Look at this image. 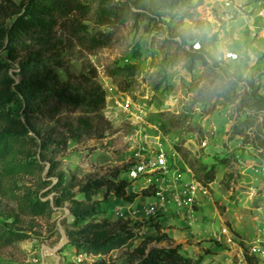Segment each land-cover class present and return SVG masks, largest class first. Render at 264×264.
I'll return each instance as SVG.
<instances>
[{
  "label": "rangeland",
  "instance_id": "obj_1",
  "mask_svg": "<svg viewBox=\"0 0 264 264\" xmlns=\"http://www.w3.org/2000/svg\"><path fill=\"white\" fill-rule=\"evenodd\" d=\"M22 1L0 0V134L12 145L0 155V264H93L96 259L78 260L76 250L67 244L68 202L41 216L30 214L26 206L34 194L49 199L53 194L45 192L48 186L36 178L43 177V172L30 175L22 167L34 148L21 131L24 118L13 84L19 78L18 61L35 50L60 62L54 69L61 80L78 83L92 77L105 91L101 117L90 113L91 129L68 139L56 154L64 183L76 190L79 183L93 176L126 180L127 137L133 131L130 122L140 116L163 133L182 164L210 188L212 200L200 204L189 222L184 218V224L173 204L151 216L141 210L131 214L153 198L152 193L148 197L141 194L148 187L142 179L126 187V193H137L131 202L111 192L103 195L102 186L92 196L100 209L96 219H125L135 225L137 235L165 233L168 237V227L185 230L197 220L200 225L196 227L204 229L203 219H214L209 225L211 232L223 222L236 235L252 238L264 214V142L256 138L264 135V110L249 102L252 87H256V96H264V0H202L194 7L155 15L156 25L148 24V28L145 18L138 26L132 20L99 23L94 13L98 1L92 0L88 12L72 9L58 17L48 44L24 39L8 52L4 32ZM168 25L174 29L172 34ZM201 33L212 39L214 58L207 57V62L213 67L196 60L189 70L181 47L196 48L195 36ZM125 62L133 64L130 75L115 80L107 74L112 65ZM227 78L236 79L234 89H228L235 93L232 102L223 96L227 85L221 83ZM125 83L129 84L123 90ZM78 115L86 113L49 100L28 118L42 134L48 131L58 137L69 135V125L64 122L75 124ZM147 132L153 131L147 128ZM193 135L207 144L195 150L190 141ZM53 147L50 144L48 149ZM116 169L117 175H111ZM48 179L55 181L54 176ZM188 179L189 173L181 168L177 189ZM76 197L82 194L77 192ZM116 212L122 216L118 218ZM167 212L171 214L164 217ZM19 236L24 238L17 239ZM205 240L224 248L210 236ZM138 241L135 238L113 250L110 258L124 262ZM168 242L191 244L188 239L173 242L171 237L156 244ZM211 253L210 248L200 249L195 264H224L222 249L218 248L219 257Z\"/></svg>",
  "mask_w": 264,
  "mask_h": 264
},
{
  "label": "trees",
  "instance_id": "obj_2",
  "mask_svg": "<svg viewBox=\"0 0 264 264\" xmlns=\"http://www.w3.org/2000/svg\"><path fill=\"white\" fill-rule=\"evenodd\" d=\"M92 0H24L20 3L19 10L15 13L12 21L6 27L4 35L5 48L8 52L14 50L17 44L24 39L35 40L41 44H48L53 35V28L57 24L58 17L66 15L72 9L81 12L90 10L89 2ZM94 9L95 16L99 23L125 22L132 20L134 26H138L139 21L147 19L148 24L156 25L155 15H160L166 11L177 10L182 7H194L202 0H97ZM170 20L173 14L170 13ZM77 24H81L78 22ZM173 27L168 25V33L172 34ZM197 47H181L182 57L187 68L191 70L196 60L213 67L207 62V57L214 58V48L212 39L206 37L205 33L195 36ZM93 40V37H92ZM58 60L50 61L49 57H43L39 50L29 51L27 55L18 61L17 72L19 78L14 82V92L16 93L21 106V113L24 122L21 123L22 134L34 148L33 156L23 163L24 171L30 175L43 172V177H36L43 185L48 186L45 192L53 191L51 198H41L43 195H32L28 197L26 206L30 214L34 216L49 215L53 206H61L68 202L69 221L65 222V234L67 244L71 245L76 252L84 251L96 256L93 264H195L196 259L186 255L181 250V243L167 245L156 244L162 240H170L165 233L154 234L144 233L137 235L135 225L129 224L128 220L117 219L111 222L107 217L95 218L94 215L100 211L97 201L92 199L100 187H104L103 195L111 192L115 196L131 202L137 193H126L128 182L124 179L115 181L111 177L104 175L93 176L79 183L76 190L72 189V184L64 183L63 171L58 168V154L68 139H73L79 134L88 132L92 127L90 113L101 117V110L105 104V91L100 83L92 77H84L78 83H70L59 78L54 67L59 66ZM133 64H114L107 69V74L112 79L126 77L131 74ZM129 83L121 85L123 90ZM221 85H227L224 97L228 102L234 100V91L229 92L236 85V79L227 78ZM255 88L249 95V102L257 109L264 110V96H256ZM229 89V90H228ZM49 100L57 104H63L72 108H78L86 115H78L76 123L68 124V136L52 137L50 132L42 134L29 120V114L40 111ZM242 100V98H241ZM264 127V123H263ZM31 131L32 134H28ZM260 143L264 138L256 137ZM231 139V138H229ZM10 139L4 133L0 134V155L12 149ZM52 144L54 147L48 149ZM36 154V156H35ZM47 163V164H46ZM118 170H114L111 175L116 176ZM49 176H54L55 181L51 183ZM51 184V185H50ZM151 188L152 186L149 185ZM149 186L141 191L142 195H150ZM80 192L81 198L76 194ZM43 194V193H42ZM24 237L19 236L17 239ZM135 238L139 241L129 252V257L124 262L110 258L111 252L126 244H130ZM153 243L148 249L150 243Z\"/></svg>",
  "mask_w": 264,
  "mask_h": 264
},
{
  "label": "built area",
  "instance_id": "obj_3",
  "mask_svg": "<svg viewBox=\"0 0 264 264\" xmlns=\"http://www.w3.org/2000/svg\"><path fill=\"white\" fill-rule=\"evenodd\" d=\"M130 124L133 131L127 137L128 156L124 166L126 181L129 185L142 179L146 182L145 186L151 185L154 189L150 195L152 200L140 209L137 207L131 210V214L141 210L144 215L151 216L173 204L176 211L189 222L200 204L212 200L209 186L194 178L192 171L182 164L173 144H169L155 125L140 116L131 120ZM147 128H151L153 132H147ZM259 137L262 139L264 135ZM190 141L195 150L207 144L205 139H198L196 135ZM181 168L189 173V179L178 190ZM253 170L257 172L259 169L255 167ZM116 216L119 218L122 212H116ZM211 236L214 241L224 246V264H258L264 261V214L258 219L257 232L250 239L236 235L223 222L218 230L211 232ZM76 253L78 260L96 257L84 251Z\"/></svg>",
  "mask_w": 264,
  "mask_h": 264
},
{
  "label": "crops",
  "instance_id": "obj_4",
  "mask_svg": "<svg viewBox=\"0 0 264 264\" xmlns=\"http://www.w3.org/2000/svg\"><path fill=\"white\" fill-rule=\"evenodd\" d=\"M167 214L169 215L171 213L170 212L165 213L164 217L167 216ZM203 215L204 214H202V217H203ZM208 219H210V218H208ZM213 220L214 219H212L211 221H209V220L205 221L203 219V221L205 222L204 225H206L204 229L201 227H199V228L196 227V225H200V223L197 222V220H196L195 224L192 225V228L185 229V230H178L177 228H174V227H168L167 232H168V235L172 238L173 242H180L181 240H187V239L191 240V244H187V245H186V243L182 242L181 243V246H182L181 250L186 255L190 256L193 259L197 257V254L199 253L200 249H206V248L211 249V252H212L211 256L219 257L220 255L218 254V248H220L222 250H223V248L214 244L213 241L205 240L208 238V236H210L212 238L211 229H209L210 228L209 225H210V223L211 224L213 223ZM163 221H166V218H164ZM179 221H181L182 223L184 222V224H186V222L184 221V217L179 219ZM221 223L222 222H220L219 224H221ZM166 224L168 225V224H170V222L168 221V222H166ZM198 241H200V243L196 244V242H198ZM191 247H196L197 249L193 250V249H191Z\"/></svg>",
  "mask_w": 264,
  "mask_h": 264
},
{
  "label": "water",
  "instance_id": "obj_5",
  "mask_svg": "<svg viewBox=\"0 0 264 264\" xmlns=\"http://www.w3.org/2000/svg\"><path fill=\"white\" fill-rule=\"evenodd\" d=\"M152 245H153V244H150V245L148 246V249L151 248Z\"/></svg>",
  "mask_w": 264,
  "mask_h": 264
}]
</instances>
